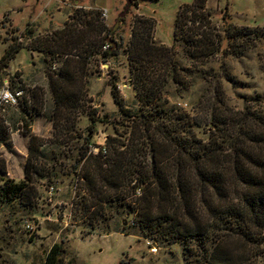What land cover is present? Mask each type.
<instances>
[{"label":"rangeland","instance_id":"rangeland-1","mask_svg":"<svg viewBox=\"0 0 264 264\" xmlns=\"http://www.w3.org/2000/svg\"><path fill=\"white\" fill-rule=\"evenodd\" d=\"M193 1L132 0L121 19L127 0H0V61L11 46H23L15 58L0 64V90H24L16 105L0 111L7 128L0 142V176L25 181L31 136L47 141L35 165L41 171L29 175L32 197L0 200V264H43L55 243L64 248L63 264H205L211 241L178 240L143 228L138 222L142 201L132 193L126 200L112 197L103 208H90L81 179L86 164L78 162L91 132L87 151L97 154L107 137L113 144L126 143L134 131L121 116L112 90L117 86L126 106H140L138 55L131 54L136 19L154 24L148 34L153 54L145 55V74L168 78V86L158 89L165 93L166 109L182 108L204 119L220 108L221 99L226 105L220 111L264 113V0H207L219 51L201 60L191 59L184 40L174 39L177 12ZM103 10L105 19L98 14ZM230 27L234 40L227 32ZM232 27L253 33L242 36ZM107 45L112 47L108 54ZM65 71L75 77L69 86L75 103L60 119L54 113L52 84ZM174 74L177 82L172 81ZM203 126L193 127L202 140L208 137ZM50 187L55 188L52 197ZM229 245L235 257L244 253L241 243ZM251 254L250 264H264V239Z\"/></svg>","mask_w":264,"mask_h":264},{"label":"trees","instance_id":"trees-1","mask_svg":"<svg viewBox=\"0 0 264 264\" xmlns=\"http://www.w3.org/2000/svg\"><path fill=\"white\" fill-rule=\"evenodd\" d=\"M206 3L207 0H194L192 4H184L175 18L174 39L184 40L193 60L207 59L219 51ZM132 4V0H127L121 19ZM153 29L150 19L140 18L132 30L131 54L138 55L135 62L139 76L135 83L140 106H126L117 86L112 90L121 116L131 121L134 131H130L126 143L113 144L115 140L107 137L105 148L97 154L87 151L94 132L85 137L86 151L78 162L86 164L81 179L91 197L89 207L103 208L112 197L126 200L127 193L134 195L136 188H141L138 222L143 228L162 230L178 240L199 237L204 242L211 241L205 264H250L251 252L264 239V113L250 109L220 111L226 105L221 99L220 108L214 107L204 119L191 117L182 108L166 109L162 104L165 93H159L158 89L162 91L165 83L168 86V78L145 74L148 66L145 55L153 54L148 39ZM233 31L242 36L253 33L250 28ZM227 32L234 40L231 27ZM22 48L20 44L11 46L0 64L15 58ZM60 76L59 82L52 84V93L54 113L61 119L65 109L70 110L75 103L69 91L75 77L68 71ZM175 80L174 74L172 81H178ZM185 83L184 80V86ZM4 122L0 116V142L7 135ZM203 125L207 126L208 134L204 140L198 139L193 130L194 126ZM46 143L43 138L31 136L25 181L13 183L0 176L1 201L32 197L33 188L27 183L33 178L29 175L41 171L35 165ZM231 242L243 245L241 256L232 254ZM63 253L62 244L55 243L43 264H63Z\"/></svg>","mask_w":264,"mask_h":264},{"label":"built area","instance_id":"built-area-1","mask_svg":"<svg viewBox=\"0 0 264 264\" xmlns=\"http://www.w3.org/2000/svg\"><path fill=\"white\" fill-rule=\"evenodd\" d=\"M101 14V18L105 19L107 18V11L103 10L100 11ZM107 46L104 47V49H108ZM24 90L23 89H19V90H10V89H2L0 90V111H5L6 108L12 107L14 105H16L19 101V99L21 98V96L23 95ZM48 195L49 197H52L54 192H55V188L54 187H50L48 189ZM143 191L141 188H136L135 192H134V196L135 197H140L142 196ZM133 226H135V222L134 220L132 221ZM28 229H31V226L27 225Z\"/></svg>","mask_w":264,"mask_h":264},{"label":"water","instance_id":"water-1","mask_svg":"<svg viewBox=\"0 0 264 264\" xmlns=\"http://www.w3.org/2000/svg\"><path fill=\"white\" fill-rule=\"evenodd\" d=\"M110 42H112V41H110ZM113 44H114V42H112Z\"/></svg>","mask_w":264,"mask_h":264}]
</instances>
